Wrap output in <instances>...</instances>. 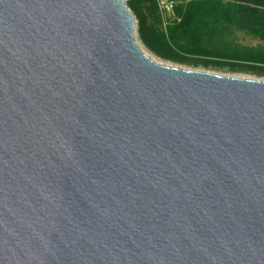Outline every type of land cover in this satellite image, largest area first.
I'll use <instances>...</instances> for the list:
<instances>
[{
    "label": "water",
    "instance_id": "obj_1",
    "mask_svg": "<svg viewBox=\"0 0 264 264\" xmlns=\"http://www.w3.org/2000/svg\"><path fill=\"white\" fill-rule=\"evenodd\" d=\"M128 0H0V264H264V80L155 61Z\"/></svg>",
    "mask_w": 264,
    "mask_h": 264
},
{
    "label": "rangeland",
    "instance_id": "obj_2",
    "mask_svg": "<svg viewBox=\"0 0 264 264\" xmlns=\"http://www.w3.org/2000/svg\"><path fill=\"white\" fill-rule=\"evenodd\" d=\"M192 1H202L203 5H215L216 1L224 4L233 2L173 0V6L167 8L159 0H134L141 18L129 9L136 19V38L142 50L155 61L166 65L264 80V41L247 30L223 23L197 38L179 39L178 42L173 40L171 26L175 20V6L187 5ZM140 20L146 26L148 37L177 60L164 59L143 43L139 35Z\"/></svg>",
    "mask_w": 264,
    "mask_h": 264
},
{
    "label": "trees",
    "instance_id": "obj_3",
    "mask_svg": "<svg viewBox=\"0 0 264 264\" xmlns=\"http://www.w3.org/2000/svg\"><path fill=\"white\" fill-rule=\"evenodd\" d=\"M215 5H203L202 1H192L187 5H176L175 20L171 26L174 41L184 38H197L221 24L237 26L264 41V0H233L230 4L216 1ZM127 5L140 19V13L134 0ZM139 35L145 45L164 59L177 60L146 32L145 24L140 20ZM220 64H225L219 62Z\"/></svg>",
    "mask_w": 264,
    "mask_h": 264
},
{
    "label": "built area",
    "instance_id": "obj_4",
    "mask_svg": "<svg viewBox=\"0 0 264 264\" xmlns=\"http://www.w3.org/2000/svg\"><path fill=\"white\" fill-rule=\"evenodd\" d=\"M161 5H164V7L170 8L173 6V0H159Z\"/></svg>",
    "mask_w": 264,
    "mask_h": 264
}]
</instances>
